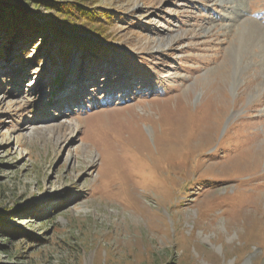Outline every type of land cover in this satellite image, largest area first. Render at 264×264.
Returning a JSON list of instances; mask_svg holds the SVG:
<instances>
[{
  "label": "rangeland",
  "instance_id": "374dc122",
  "mask_svg": "<svg viewBox=\"0 0 264 264\" xmlns=\"http://www.w3.org/2000/svg\"><path fill=\"white\" fill-rule=\"evenodd\" d=\"M57 1L109 44L0 31V264H264V0Z\"/></svg>",
  "mask_w": 264,
  "mask_h": 264
},
{
  "label": "trees",
  "instance_id": "16d2710c",
  "mask_svg": "<svg viewBox=\"0 0 264 264\" xmlns=\"http://www.w3.org/2000/svg\"><path fill=\"white\" fill-rule=\"evenodd\" d=\"M14 1L16 0H0V31L11 29L14 26L23 31L34 28L40 35L44 34L46 38L51 36L53 40L61 44L68 43L67 40L71 39V33L73 34L72 38L79 44L80 50L83 47L93 49L92 47L96 45L109 44V37L105 35L104 28L96 19L89 15L86 16L85 12H82L83 4L78 1L59 3L57 0H19L27 5H43L46 10L52 11L54 16L49 22L35 20L28 15L29 10L25 8L26 5L24 7L15 6ZM61 83L60 78H56L54 83H51V86H55L54 93L60 90Z\"/></svg>",
  "mask_w": 264,
  "mask_h": 264
},
{
  "label": "bare ground",
  "instance_id": "6f19581e",
  "mask_svg": "<svg viewBox=\"0 0 264 264\" xmlns=\"http://www.w3.org/2000/svg\"><path fill=\"white\" fill-rule=\"evenodd\" d=\"M253 25V24H252ZM247 31V30H246ZM252 31V30H251ZM249 31V32H251ZM250 48V47H249ZM255 48V47H254ZM251 49V48H250ZM247 50V49H246ZM253 50V49H252ZM244 51V50H243ZM254 51V50H253ZM262 57V55H260ZM260 58V57H259ZM245 71V70H244ZM248 72V71H247ZM247 72L244 74L246 75ZM237 73H241V70H238ZM236 73V74H237ZM261 80L257 82H251L248 81L246 84V87L250 85H254V88H258L260 86H264V73L261 75ZM238 79V78H236ZM256 80V79H255ZM237 81V80H236ZM237 83L241 84L242 79H238ZM223 84V83H222ZM222 84L216 83L211 87V90L214 91V93L206 100V102L202 105V107L205 109L204 113L205 115H209L210 117L215 113H225L226 109V102L224 100V93L222 92ZM227 100V98H226ZM207 128V127H206ZM252 150V149H251ZM257 152V151H255Z\"/></svg>",
  "mask_w": 264,
  "mask_h": 264
}]
</instances>
